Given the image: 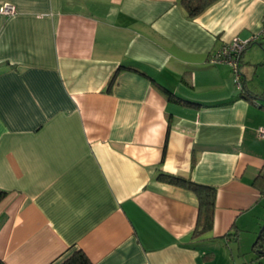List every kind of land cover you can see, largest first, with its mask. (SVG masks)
I'll list each match as a JSON object with an SVG mask.
<instances>
[{
  "label": "crops",
  "instance_id": "1",
  "mask_svg": "<svg viewBox=\"0 0 264 264\" xmlns=\"http://www.w3.org/2000/svg\"><path fill=\"white\" fill-rule=\"evenodd\" d=\"M5 3L0 262L82 250L90 264H264L251 251L264 218L252 184L264 174V0H216L194 17L180 0ZM253 36L238 69L259 98L209 61ZM160 172L216 187L209 232L192 236L197 199Z\"/></svg>",
  "mask_w": 264,
  "mask_h": 264
},
{
  "label": "trees",
  "instance_id": "2",
  "mask_svg": "<svg viewBox=\"0 0 264 264\" xmlns=\"http://www.w3.org/2000/svg\"><path fill=\"white\" fill-rule=\"evenodd\" d=\"M214 1L216 0H180V4L183 6L189 17H194ZM113 79L114 75L111 77L110 82H112ZM239 88L241 89V94L244 97L259 98L258 95L247 91L244 88L242 82ZM164 91L168 94H171V92L167 89H164ZM176 100H179L181 103L183 102L180 99ZM157 177L170 184L184 187L195 195L197 199L198 213L195 226L192 231V236H202L209 232L213 227L216 187L197 183L192 179L180 174L160 172L158 173ZM252 184L259 190L260 194L264 196V174L258 175ZM6 194L7 191L0 189V200ZM251 251L256 255V257H264V218L253 241ZM0 264L3 263L0 262ZM62 264H90V260L82 250H77L67 259H65Z\"/></svg>",
  "mask_w": 264,
  "mask_h": 264
},
{
  "label": "built area",
  "instance_id": "3",
  "mask_svg": "<svg viewBox=\"0 0 264 264\" xmlns=\"http://www.w3.org/2000/svg\"><path fill=\"white\" fill-rule=\"evenodd\" d=\"M16 12V8L11 3H5L0 7V13L5 15H12ZM258 36H253L250 39H240L239 37H234L230 42L225 43L220 49L213 52L210 57V62L225 61L227 62L234 72V82L237 87L241 86V75L238 69V61L244 49L254 42ZM256 135L259 138L264 137V125H260L256 128Z\"/></svg>",
  "mask_w": 264,
  "mask_h": 264
},
{
  "label": "rangeland",
  "instance_id": "4",
  "mask_svg": "<svg viewBox=\"0 0 264 264\" xmlns=\"http://www.w3.org/2000/svg\"><path fill=\"white\" fill-rule=\"evenodd\" d=\"M259 44V42L258 41H256L255 43H253L251 46H255V45H258ZM249 247H251V245L250 246H248V249H250ZM246 257L248 258V259H250V254L248 253L247 255H246ZM263 262H264V260H263ZM255 264V263H254Z\"/></svg>",
  "mask_w": 264,
  "mask_h": 264
}]
</instances>
